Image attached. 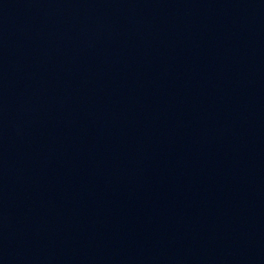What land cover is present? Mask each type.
<instances>
[{"label":"water","instance_id":"water-1","mask_svg":"<svg viewBox=\"0 0 264 264\" xmlns=\"http://www.w3.org/2000/svg\"><path fill=\"white\" fill-rule=\"evenodd\" d=\"M0 264H264V0H0Z\"/></svg>","mask_w":264,"mask_h":264}]
</instances>
